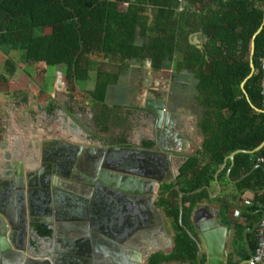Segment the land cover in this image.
<instances>
[{
	"label": "trees",
	"instance_id": "16d2710c",
	"mask_svg": "<svg viewBox=\"0 0 264 264\" xmlns=\"http://www.w3.org/2000/svg\"><path fill=\"white\" fill-rule=\"evenodd\" d=\"M0 13V44L17 45L24 64L63 66L71 84L88 81L89 58L97 55L140 65L148 58L157 72L178 54L174 74L188 73L195 81L202 149L214 165L236 151H252L264 141L259 63L264 28L254 40L256 72L241 89L250 74V44L262 24L264 0H0ZM16 67L10 57L5 60L8 75ZM111 82V77L98 72L93 89L87 92L102 105L99 117L114 116L103 106ZM2 83L5 79L0 76ZM263 160L264 148L237 154L231 177L248 173ZM196 166L197 161L190 159L180 169L178 181L184 182L187 193L211 181L207 168L195 170ZM202 194L184 198L183 221ZM258 202L264 204V197ZM159 204L172 222L176 252L193 259L194 243L178 223L177 196H163ZM171 259L156 255L149 264Z\"/></svg>",
	"mask_w": 264,
	"mask_h": 264
},
{
	"label": "crops",
	"instance_id": "0c3cea01",
	"mask_svg": "<svg viewBox=\"0 0 264 264\" xmlns=\"http://www.w3.org/2000/svg\"><path fill=\"white\" fill-rule=\"evenodd\" d=\"M2 17L3 14L0 13V21ZM35 34L39 35L36 31ZM250 51L248 56L249 63L251 60ZM14 53L18 54L17 59H15ZM8 57L17 63L16 71L12 75H8L5 70V60ZM20 57L22 58V53L19 51L17 45L0 44V76L6 82L5 84H0V112L2 111V113L8 116L0 117V184H5L8 187L9 183L6 181L12 177V172L16 168L23 170L25 180V174L27 172L42 168L44 156L47 157L46 159H50V157L58 159L64 150H66L65 152H79L82 155L80 167L78 166L79 173H73L75 175L73 177L74 181H65L62 185L68 193L64 194L65 200L68 203L67 208L72 207L71 209L78 210L80 215V208H85V201H87L85 198L87 199L89 197L86 193L90 187L89 180H87V177H89L87 176L88 164L94 159L96 161L102 159L107 149L113 152L118 151L115 148L123 146L139 149V143L141 141L152 146L153 134L155 132L158 131L164 135L166 127L165 118L167 120V117H134L133 114L136 110H145L146 98H143L141 94L131 99L130 108H126L125 106L127 105L125 103L120 104L111 101L110 95L112 87L117 86L119 89L126 88L125 85H122L125 82L121 81L122 76H125L126 72L123 73L119 69L121 67L119 62L124 60H112L110 58H104L102 55H97L96 58L98 59L95 60L101 63L96 62L98 67H100L97 70L93 67L96 63H93V58L90 57L91 71L89 72L88 81H74L72 83L75 86L78 84L80 87L78 89V86H76L75 91L83 93V90L91 91L93 89L98 72L112 78V82L106 90L103 106L116 116L99 117L102 107L101 104L95 103L92 99V103L88 100H85L83 103L80 100L75 101V99L68 101L70 98L65 97L64 93L68 89L67 84L71 85V83L66 79L64 67H62L63 70L61 73H58L56 66L45 67L41 64L40 67L45 70L44 73L40 75V71L38 70L39 72H36L34 76L31 71H25L26 73L23 71V67L27 66V64H24ZM178 59L179 55L176 54L174 60L178 61ZM128 61L129 63L132 62L131 60ZM175 61L165 63V67L157 72L149 67L150 62H146V60L143 65L135 62L136 64L133 63V66H123V68L142 69L143 74L147 75L149 81L152 83H156L157 81L163 83L165 90L168 91V94L161 99L163 112L170 110L171 113H178L180 115V117H173L175 133L177 135L176 144L174 143L175 152L177 153L176 155L169 156L168 160L164 161L165 170L163 173L164 179L172 174L176 178L174 183H171V180H167L169 182L167 185H164V180H162V183H160L162 184V192L161 190L159 192L160 199L163 196L168 198L177 196L179 209V192L187 193L183 190L186 186L184 182L180 183L178 181L180 169L190 159L197 161L195 170L206 167L209 171V176H211V181L199 188L202 189L200 193L203 192V194L194 202L190 215L184 221L182 216V224L199 241L203 249L201 255L203 262L206 261L207 253L205 242L202 238L204 234H209L210 240L213 242L211 246L214 250L218 248H216L218 243H216L217 236H220L219 238L222 236L220 246L222 253L227 256V264H241L249 258L248 251L251 250L253 252L255 247V231L252 228L259 221L261 205H263L258 200L264 197V165L258 161V164L254 165L248 173L232 178L231 169L234 165V159L230 161L227 158L228 156L225 157L224 161L219 164L225 165L224 167L211 163L202 149L204 137L198 127L199 117H197L195 108L196 91L194 89L192 91L195 81L187 77V74L184 75V73L179 75L173 74ZM113 62H118L115 67L112 66ZM139 66H142V68H138ZM255 72L254 67L253 74ZM159 75L162 78L160 80L157 78ZM162 75H166V77L164 78ZM38 78H40V81H38ZM45 78L52 79L53 93H48V91L44 90ZM172 89L174 92H172ZM42 93L51 94V96L48 95L49 97H46L44 95L46 99L39 100L37 97ZM54 94H57L55 98L57 102L53 97ZM130 95L132 96V94ZM152 99L154 100L153 97ZM41 105L46 107V110L43 112ZM64 105L66 109H64ZM84 105H93V110L91 108L83 110ZM49 106L53 108L49 110ZM53 114H55V117H52ZM158 118H160L159 125ZM170 118L168 117L167 121H170ZM182 134L183 136L190 137V144H186L185 146L182 144ZM163 139V149H170L172 144L166 141L164 137ZM77 147L83 148V150L79 151ZM161 152L166 153L164 151ZM187 153L193 154V156L187 157ZM89 154L95 156L92 157ZM105 170V167L102 168V171ZM249 173L250 175H248ZM93 177L91 176L90 184L92 186L95 185V188L96 186L99 187V193L93 187L91 189L93 192L91 196L94 195V198L90 196L88 200L89 203L94 202L95 208L91 217L94 222H92L93 227H97V229L93 228L90 231L100 234L109 233L111 236L124 234L126 231L131 232L133 227L126 211L128 208L127 205L112 196H105L106 194L102 188L103 185L98 183V181L94 183L96 178ZM56 180H59V178ZM244 181H246V185H242ZM111 186L114 190L116 184L113 183ZM204 187H207V189ZM58 188L62 189L60 185H58ZM106 190H109V188H106ZM154 191H157V189ZM186 196L190 195L187 194L184 198ZM3 198L4 196H0V207L2 206V202H5ZM159 200L154 205L163 212L160 213L157 211L159 214L155 212L154 216L157 217L156 222L149 221L146 218L145 224L147 225L148 223V225H154L153 227L159 228V234L156 233L157 236L159 235L157 240H145L146 242L150 240L149 243L161 249L160 251L152 253L151 258L156 255L172 256L173 259L171 261L178 260L184 264H195L197 248L184 230L187 237L194 243L195 257L191 259L176 252V234L172 228V222L165 208L159 204ZM190 206V202L185 205L187 208ZM123 220H126V225H124ZM203 226L207 230L204 231L203 229V231H200V228ZM98 240L95 243L96 245H92L93 251L97 254L96 258L106 261L109 264H119L121 258L120 256H116L117 254L113 252L115 250L104 244L105 242L99 237Z\"/></svg>",
	"mask_w": 264,
	"mask_h": 264
},
{
	"label": "water",
	"instance_id": "95a60500",
	"mask_svg": "<svg viewBox=\"0 0 264 264\" xmlns=\"http://www.w3.org/2000/svg\"><path fill=\"white\" fill-rule=\"evenodd\" d=\"M263 28L264 16L261 26L252 37L250 51L251 72L241 84L242 89L244 87L245 82L253 75L254 64L252 58L254 55L255 48L254 40L256 36L263 30ZM172 115L173 113L167 112L165 117H167L168 120V117H171ZM176 116L180 117L179 114H177ZM173 117H175V115ZM173 117L170 118V121H167L165 118L166 127L164 131V137L166 141H169V143L172 144L171 148L168 150L163 149L162 145L159 144V141H156L153 143V146L155 147L148 149L149 155L154 156V154L157 153L156 151H154L156 150L155 148H161L164 152H166L164 153V156L167 157V160L169 156L176 155L177 152H175V144L177 135L175 133V123L173 121ZM159 121L160 118H158V125ZM181 137L182 144L184 146L186 144H190V137L186 135L183 136V134ZM77 148H79V151L83 150V148ZM263 148L264 141L252 151L239 150L230 154L227 158L230 161H233L234 157L239 153L254 154L259 152ZM186 156L190 157L193 156V154L187 153ZM76 159L82 160L81 153H77ZM219 166L224 167L225 165L222 164ZM52 172V174L55 175V177H53V183L55 187L60 185L62 182H65L56 179H63L66 177H63L58 172ZM100 172L98 173V177L94 181V183L96 181H98V183H101V185H103L102 188L105 193H107L106 188H111V185L113 183H115L116 186L121 185L118 180L117 182H113L112 172L114 171L112 168L107 167L105 171H102L101 173ZM16 173H18L17 176L22 175L23 177V174L21 172L18 171ZM41 173L42 172H38L39 177ZM159 174L160 176L158 178H155L153 176H148L144 173L128 172L126 175L130 176L128 178V180L130 181L128 183L122 182L124 188L119 189V191L124 192L125 187H127L128 190L125 192L131 193L132 196H137V199L139 200L136 201L138 204L137 206H139L137 207V217H140V220H142L143 217H145L146 215L149 221L151 220L156 222L157 217L154 216L155 212L157 214H159L158 212H163L160 208L154 205V203L160 199V190L162 192V184L160 183H162V180H164V185H167L169 183V180H171V183H174L176 177L173 175L171 177H165L164 179L162 172ZM115 175L119 176L120 174L117 173ZM248 175H250V173ZM36 177L37 173L34 174L32 171L27 172L25 174V180L27 182L26 187L21 184V181L19 180H17L18 182L15 180L8 181L9 187L7 188L5 196L3 198L5 202L0 207V264H25V260L23 257H27L29 259L28 264H109L106 261L96 258L97 254L95 251H93L92 245H96L95 243H97L98 237L105 242L104 244H106L107 246L109 245V248L111 247L113 250H115L113 252L117 254V257L120 256L121 262L119 264H142V262L143 264H149V260L151 259L152 253L161 250L160 248H157L151 243H149L150 240L149 242L145 241L146 239H151V241H155L159 236H157V234H159V228L153 227L154 225H148V223L147 225H145V223L140 227H133L131 232L126 231L124 234H117L114 236L109 235V233L100 234L90 231L93 228L97 229V227H93L94 222L91 219L89 211L86 210L90 196L87 197V199L85 198V200H87L85 201L86 205L85 208H80V215L78 211H76L75 209H71L72 207L70 205L69 206L71 208H67V202L65 203L66 206L60 202V208H58L57 206H53L55 202L52 205L50 201V196L44 203L38 200L39 196H36V200L38 201L34 200L35 198H31V193L33 194L37 192H32L33 188L31 189V187ZM71 181H74V179H71ZM204 188L207 189V187ZM155 189H157V191H154ZM176 190H178V188H176ZM61 191L63 193H67L63 187ZM201 191L202 189H198L190 193L179 192V225L183 228V230L187 233V235L196 245L197 253L195 258V264H227V256L226 254L224 255V253H222L220 246L222 236L221 238H219L220 236H217L216 243H218L216 248L218 247L219 249L217 248L216 250H214L211 246L213 245V242L210 240V235H203L202 239H204L203 241L205 242V248L207 253L206 261L203 262V259L201 257L203 249L199 241L195 237H193L182 224L184 196L187 194L194 195L200 193ZM152 197H154V199H152ZM27 199L30 200L28 213L26 212L27 206L25 205V201ZM144 212L146 213L145 215ZM260 213L262 212L260 211ZM72 220L74 221L72 222ZM138 223L143 224L144 222ZM256 227L257 225L254 226L252 230L255 231ZM203 229L204 231L207 230V228L203 226L200 228V231H203ZM248 252L249 258L241 264H245L248 260L251 259L253 252L251 250H249ZM160 264L184 263L178 260H173L166 261Z\"/></svg>",
	"mask_w": 264,
	"mask_h": 264
},
{
	"label": "flooded vegetation",
	"instance_id": "af4514ba",
	"mask_svg": "<svg viewBox=\"0 0 264 264\" xmlns=\"http://www.w3.org/2000/svg\"><path fill=\"white\" fill-rule=\"evenodd\" d=\"M126 6H127V4L124 3L123 7L125 8ZM145 60H146V62L149 61L148 58H146ZM149 67L151 68V64H149ZM152 97L154 98V95L148 96L146 98V103L144 106L145 110H136L135 113L133 114L134 117H165L167 112H171L170 110L163 112V104L161 103V101H162L161 99L164 97L161 96V98L160 97L154 98V100L152 99ZM177 114L173 113V115L171 117H173L174 115H175V117H177L176 116ZM153 135H154L153 143L156 141H159V144L162 145V142L164 140L163 139L164 135L158 131L155 132ZM139 147H140L139 149L138 148L137 149L126 148L124 146L118 147V148H115V149H118L117 152H113V151L107 149V152L102 156V159L97 160V161L95 159L92 160L90 162V164H88V167H87L88 168L87 169V173H88L87 176H89V177H87V180H89V186L90 187L88 186L89 190H87L86 193L89 196H91L93 194L91 189H93V187L95 188V185L92 186V184H90L91 179H92L91 176L92 177L94 176L93 178L97 179L98 173L100 171L102 172V168H104V167L105 168L109 167L112 169L114 168L113 169L114 172H112V176H113L112 178L113 179L112 178L111 179L113 180V182L114 181L117 182V180H118V182L121 185L115 186L114 190L112 189V187L109 188V190H107V193H105L106 194L105 196H108V197L112 196L115 199H117L118 201L127 205L128 208L126 211L129 215L128 218L131 219L130 223L132 224V227H140L141 225H144L146 223L147 216L145 215L146 213L144 212L145 217H143L142 220L139 219L140 217H137V215H138L137 207H139V206H137L138 204L136 202V201H139L137 199V196H132L131 193L127 194V192H125V191L124 192L119 191L120 188L121 189L124 188L122 182L128 183L130 181V180H128V178L130 176L129 175L127 176L126 174L128 172L129 173L139 172V173H144L148 176H153L155 178H158L160 176L159 173L162 172V174H163V172H164L163 170H165L164 161L167 160V157H165L164 153L161 152V151H163L161 148H155L156 150H154V151H156L157 153H155L154 156H151L148 153V149L155 147V146H153V145L149 146L147 143L141 141L139 143ZM48 148H51V147H48ZM159 149H161V150H159ZM65 151L66 150H64V152L63 151L61 152L62 154L60 155V157H58V159L57 158L56 159L51 158V157H50V159H46L47 157L44 156L43 160H42V162H43L42 168H39L37 170L32 171L34 174L37 173V177L34 179V182L32 184L31 189L33 188L32 192L35 191L37 193H33V194L31 193V198H35L34 200H36V196H39L38 200H40V202L44 203L45 201H47V198H49V196H50V201H51L52 205L55 202V204L53 206H55V207L57 206L58 208H60L61 207L60 202L65 205V203L67 201L65 200L64 194H67V193H63L61 191V189L58 188V186L57 187L54 186L53 177H55V175L52 174L53 173L52 171L58 172L63 177H66V178H63L64 180L63 179H59V180L66 181V182H72L71 179L73 180V177L75 176L74 175L75 172L79 173L78 166L80 167V161H81L80 159H76V155L78 152H75V151L74 152H72V151L71 152H65ZM89 155H91V154H89ZM91 156L94 157L95 155H91ZM125 158H126V160H125ZM77 160H79V161H77ZM76 161H77V163H76ZM18 171L23 174V170L16 168L12 172V177L10 179H7L6 182L8 183L9 180H15V181L19 180V181H21V184H23L26 187L27 182H26V180L23 179L24 176L23 177H22V175L17 176L18 173H16V172H18ZM38 172H42L40 177L38 175ZM116 172L120 175L116 176L115 175V174H117ZM47 173H49V174H47ZM99 176H100V174H99ZM171 176H173V174L170 175V177ZM117 177H119V178H117ZM108 180H109V178H108ZM62 184H63V182L60 184L61 188L63 187ZM125 186H127V185H125ZM8 187L5 184H0V196H5V193H6V190ZM125 190H128V188L125 187ZM95 191H97V193H99V188H97V186L95 188ZM116 192L119 195H117ZM100 193H102V192L100 191ZM123 193H125V194H123ZM35 194H37V195H35ZM61 194H62V196H61ZM91 197L94 198V195ZM38 200H36V201H38ZM29 201H30L29 199H27L25 201V205L27 206V208H26L27 213L29 211V206H30ZM48 201H49V199H48ZM3 204H4V202H2V205ZM94 208H95L94 202H91V203H88L86 210H88L89 214L91 215L92 213H94ZM133 213H135V214H133ZM130 215H131V217H130ZM91 219H92V217H91ZM123 222H124V225H126V223H127L126 220H123ZM138 222H142V223L144 222V223L140 224ZM23 258L25 260L24 263L28 264L29 259L27 257H23Z\"/></svg>",
	"mask_w": 264,
	"mask_h": 264
},
{
	"label": "rangeland",
	"instance_id": "374dc122",
	"mask_svg": "<svg viewBox=\"0 0 264 264\" xmlns=\"http://www.w3.org/2000/svg\"><path fill=\"white\" fill-rule=\"evenodd\" d=\"M13 55H14L15 59H17L18 54L14 53ZM92 58H93V60H92L93 63L94 62L95 63L96 62L100 63V61L95 60V59H98V58H96V57H92ZM20 59L22 60L21 57H20ZM99 59H101V58H99ZM131 61L132 62H130V63H129L128 60H124V61L119 62V64L121 65V67L119 68L121 70V72H123V73L126 72L125 76H122V79H121L122 82L123 81L125 82L122 85H125L126 88L125 89H121V88L119 89V87H117V86L116 87L114 86V87L111 88L112 91H111L110 98H111V101L113 103H120V104L121 103H125L127 105L125 107L126 108H130L131 99L139 96V94H141L143 98H147L148 96H151V95H154V98H158V97L161 98V96L163 97V96H166L168 94V91L165 90V87H164L163 83H161L160 81H157L156 83H152L151 81L148 80L147 75L143 74L142 69L138 70V69H133V68H130V67L129 68L128 67L127 68H123V66H126V65L127 66H133L134 65L133 63H135V61H133V60H131ZM117 63L118 62H115V63L113 62L112 66L115 67ZM119 64H118V66H119ZM108 66H110V65L108 64ZM62 67L63 66H56V71L58 73H61V71L63 70ZM93 67L95 69H97V70H98V68H100V67H98L97 63L95 65H93ZM140 67L142 68V66H139L138 68H140ZM23 68H24V70H23L24 72L25 71L26 72H28V71L30 72L31 71L32 75H34V76H35L36 72L40 71L39 73L41 75L45 71V70H43L42 67H40V65L38 66V64H32V65L28 64L27 66H25ZM184 75H186L187 77H190L192 80H194L192 75H189L188 73H184ZM90 77H91V75H90ZM162 77L165 78L166 75H162ZM157 78L159 80L162 79L161 75H159ZM39 79L40 78H38V81H40ZM51 80L52 79H50V78H45L44 90L48 91V93L49 92L53 93L52 92L53 91L52 90L53 89V84L51 83ZM193 85L194 86L192 88V91H193V89L195 90V88H194L195 84H193ZM72 86H73V88H72ZM76 86H78V84H76ZM76 86L73 85V84H71V85L67 84V88L68 89H66V93H64V95H65V97H69L70 98V99L68 98L69 99L68 101H70L72 99H75V101H79L80 100L83 103L85 100H88V101H90V103H92L91 98L87 94L88 90H83V93H80L79 91L77 92V91L74 90V89L77 88ZM93 87H94V84H93ZM79 88L80 87L78 86V89ZM153 89H155V90H153ZM172 92H174L173 89H172ZM130 94H132V96ZM44 95H46V97L51 96V94H46V93L43 94L42 93L37 98H39V100L46 99V98H44L45 97ZM56 95L57 94H54V96H53L54 99L57 97ZM3 98H5V96H3ZM55 101L57 102V99H55ZM51 106H49V110L53 108ZM86 108H88V109L91 108L93 110V105L92 106L84 105L82 109L84 110ZM41 109H42V112H43L44 110H46V107H44V105H43ZM64 109H66L65 105H64ZM0 113H2V111ZM0 117H8V116H7V114L2 113V114H0ZM52 117H55V114H53Z\"/></svg>",
	"mask_w": 264,
	"mask_h": 264
},
{
	"label": "built area",
	"instance_id": "2783aa9c",
	"mask_svg": "<svg viewBox=\"0 0 264 264\" xmlns=\"http://www.w3.org/2000/svg\"><path fill=\"white\" fill-rule=\"evenodd\" d=\"M260 63V94L262 97V104L264 107V43L261 48ZM264 165V160L262 161ZM261 215L255 230V247L252 257L245 264H264V204L261 205Z\"/></svg>",
	"mask_w": 264,
	"mask_h": 264
},
{
	"label": "bare ground",
	"instance_id": "6f19581e",
	"mask_svg": "<svg viewBox=\"0 0 264 264\" xmlns=\"http://www.w3.org/2000/svg\"><path fill=\"white\" fill-rule=\"evenodd\" d=\"M143 155H144V154H143ZM128 157H129V156H128ZM139 160H140V159H139ZM143 160H144V159H143ZM135 161H136V160H135ZM137 164H138V163H137ZM113 169H114V168H113ZM116 173H117V172H116ZM122 174H123V173H122ZM163 242H164V241H163ZM163 242H162V243H163Z\"/></svg>",
	"mask_w": 264,
	"mask_h": 264
}]
</instances>
